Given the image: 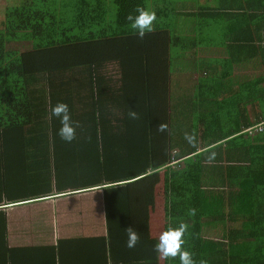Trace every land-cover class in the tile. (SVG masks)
Listing matches in <instances>:
<instances>
[{
  "label": "trees",
  "instance_id": "16d2710c",
  "mask_svg": "<svg viewBox=\"0 0 264 264\" xmlns=\"http://www.w3.org/2000/svg\"><path fill=\"white\" fill-rule=\"evenodd\" d=\"M160 2L6 0L0 20V88L23 86L25 107L0 93L8 105L6 111L0 105V264H63L59 257L74 251L64 246L71 240L10 247L7 239V207L59 195L70 184L69 175L64 186L60 179L64 172L55 156L60 146L69 157L80 148L75 174L80 189L102 190L106 236L79 240L82 264H160L162 254L154 247L158 239L149 226L160 184L162 232L187 225L181 247L192 253L195 264H264V43L254 44L264 35L248 26L239 44L224 45L227 57L208 66V76L198 84L200 96L173 122L172 63L179 60L188 68L212 34L223 29V18L207 14L212 10L184 14ZM245 3L255 9L253 0ZM259 3L264 9V0ZM137 8L156 13L152 30L143 37L127 19L137 15ZM188 17L192 24L183 27ZM16 43L28 47H9ZM253 51L260 73L245 76L243 92L219 102L225 89L217 87L219 79L235 67L256 69ZM58 102L68 105L79 125L71 142L60 138L59 118L51 115ZM229 115L243 118L233 130L230 120L221 118ZM185 133L195 136L194 143ZM27 147L36 149L30 164L16 163L15 150ZM128 227L139 234L132 248L126 246ZM92 241L105 245L107 257L90 253ZM162 259L180 264L179 255Z\"/></svg>",
  "mask_w": 264,
  "mask_h": 264
},
{
  "label": "crops",
  "instance_id": "0c3cea01",
  "mask_svg": "<svg viewBox=\"0 0 264 264\" xmlns=\"http://www.w3.org/2000/svg\"><path fill=\"white\" fill-rule=\"evenodd\" d=\"M163 7H167L169 5H173L175 10L180 11L182 13H198L200 11H203L204 13H207L208 11L212 10L210 13L207 14H213L218 15L223 18L221 20V23L223 24V29L215 31V33L212 34L210 37L211 43L203 50L198 51L197 55H195V61L188 63V69L191 71L190 73H184V75L179 76L175 79L174 88H176V93H174V96L171 95V101L174 99V102H176V105L179 108V111H183V116L185 115V109L187 106L192 108V100L197 96H200V91L198 88V84L200 83V79H205L208 75L207 68L209 65H214L215 63H222V60L227 57V54L225 51L227 50L224 45L234 43L233 45L239 44L238 38L242 36L243 34H246V31L251 27V29L254 31H258L259 35H264V9H261V4L259 3V0H253L255 2V9L249 10L248 6L245 3V0H162ZM169 3V4H167ZM164 9V8H163ZM186 22V21H185ZM192 19L188 17V21L186 24H182L183 27H186V25H191ZM188 28V26H187ZM207 27H205L206 29ZM239 28H242V31H239ZM248 28V29H247ZM214 32V31H211ZM261 42L264 43V37L255 40L254 44L256 46L261 45ZM233 52L238 53V51L232 50ZM252 63L251 65L255 66L249 68L247 71L238 70L236 67L232 68L228 71V74L224 78H220L219 82L217 83V87H224L225 89L219 94L218 101L221 102L223 100H228L230 98H233L235 95H237L239 92H243L244 85L246 84L245 76L248 77H254L258 73H260V69L256 66L258 65L257 57H254V51L252 52ZM203 60V61H202ZM200 61L204 62L202 65L201 70L199 69V66H201ZM200 64V65H199ZM196 66V69H195ZM197 76L193 78L192 74H196ZM207 75L205 77V75ZM201 75H203L201 77ZM204 77V78H203ZM171 79V77H170ZM208 80V79H207ZM171 82V88L170 91L173 88L172 80ZM214 80L211 81V84L214 85ZM249 110V119L253 123H257L255 121V112L251 106H248ZM191 114V112L189 113ZM257 114V113H256ZM180 117H183L181 114H179ZM231 116V115H229ZM229 116L221 118L225 120H230L228 122V129L233 130L234 127L232 125L235 122H240L243 120V118H239L238 116ZM202 129L199 127L198 135L200 137ZM200 146L202 145L201 141H199ZM35 148L27 147L25 149H16L15 150V157L14 160L16 163L21 162H27L30 164L31 160L33 159V155L35 154ZM80 148H77L74 153H71V155H74L73 158H71L67 154V150L62 149L60 146V149H57L55 151V156L59 158V166H62V170L64 172L63 175L60 176V179L63 180L62 184L63 186L67 184L69 181L68 176L70 178V184L67 185V188L63 190L59 195H54L50 197H46L43 199H33V200H22L18 203L14 204L13 206L7 207V239H8V245L10 247H24V246H38V245H54L58 240H71L73 241L71 244L67 243L66 249L74 250L72 252L66 250V254L59 257L63 264H82L80 262V255H81V249H80V239L81 238H97V237H105L106 236V225H105V215H104V209H103V197H102V190L101 187H94L92 189H80V175H75L79 172L78 165H80ZM74 164H76L74 166ZM75 170V171H74ZM73 172L71 174L70 172ZM75 176V179L73 177ZM42 178L38 176L37 174V180H41ZM73 181H75L73 183ZM85 187V186H82ZM159 187V185L156 187V189ZM159 189V188H158ZM91 193L93 194V197H97L96 200L98 201L100 205V213L99 215H96V218L98 219V223L96 226L99 225L98 229L96 226H92L91 224L87 227L84 226L83 223H81L80 220V209L83 211L82 206H80V198L82 196H91ZM162 194V193H161ZM157 197L156 193V201L154 209L150 213V233L152 230V220L155 215V213L159 212L161 215V221H162V229H163V223H164V214H163V201L162 197ZM92 197V198H93ZM91 198V199H92ZM91 199H85L86 201H90ZM158 199H161L162 201V208L161 211L156 210V205ZM44 203L50 204V209H52L53 212V206L54 205H62L63 203L67 206V212L65 215L64 208L59 209L56 216V229L59 231H56L53 234V237L51 240L47 241L46 243H30L25 244L21 243L19 244V238H17V233L20 231H23L24 229H17V226L19 225L18 216L20 213L23 215L28 214L29 209H31L34 206L41 205L43 206ZM45 206V205H44ZM48 210V211H49ZM95 209H93L94 211ZM86 216L90 215L88 210H84ZM88 214V215H87ZM53 216V217H54ZM27 217H30V215H27ZM53 221V219H52ZM156 222V223H155ZM154 222L155 227L156 225L159 226V220H156ZM102 226V227H101ZM20 227H23V225H20ZM28 227L30 226V223H28ZM51 229V232L54 231V227H49ZM19 230V231H18ZM68 231V235L62 234V231H64L66 234ZM152 236V234H151ZM154 238H157L155 236H152ZM158 239V238H157ZM159 240V239H158ZM93 245L92 251L94 253V256H100V259H102L103 256L107 257V251L103 249V245H100V243H94L92 241ZM95 242H98L96 240ZM70 244V245H68ZM65 249V248H64ZM100 254H99V253ZM82 257V256H81ZM162 255L159 258V263L163 264V259L161 258ZM83 259V257H82Z\"/></svg>",
  "mask_w": 264,
  "mask_h": 264
},
{
  "label": "rangeland",
  "instance_id": "374dc122",
  "mask_svg": "<svg viewBox=\"0 0 264 264\" xmlns=\"http://www.w3.org/2000/svg\"><path fill=\"white\" fill-rule=\"evenodd\" d=\"M163 1L161 0V2L159 3V5H162ZM6 5V0H0V20L3 19V11H4V7ZM10 48H16L18 50H24L28 47L27 43H16V44H10L9 46ZM186 65V64H185ZM184 65V63L182 64L179 60L174 61L172 63V69L170 72V77L173 83V88H174V84H175V79L179 76L184 75V73H190L191 71L186 68ZM193 65V64H191ZM193 78H195L197 76V72L196 74H192ZM5 92V99L7 102L11 103L12 101L15 102L17 101L18 104H21L22 108L25 107V98H24V87L21 85H3L0 88V93L1 92ZM176 88H174V90H171L172 95L174 96V93H176ZM11 98V99H10ZM1 101V96H0V105L6 107L3 108L4 111H6L8 105L3 104ZM171 106H172V119L173 122L178 121L179 119H182L183 117H180L179 114H181L183 116V111H179L178 106L176 105V102H174V99H172L171 101ZM10 109H12V106H10ZM2 110V111H3ZM162 177V174H160ZM159 188V189H158ZM156 189V193H157V197H160V194L162 193V185L160 184L159 187ZM91 196H82V198H80V206H82L83 211L80 209V220L81 223L84 224L85 227H87L88 225H92V226H96V224L98 223V219L96 218V215H99L100 213V205L98 203V201L96 200L97 197H93L95 193H91ZM93 197V198H92ZM92 198V199H91ZM85 199H91L89 202L86 201ZM159 201H157V205H156V210L157 211H161L162 208V201L161 199H158ZM45 205V206H44ZM43 206L41 205H37L32 207L31 209H29L28 214L23 215L22 213L19 214L18 216V221L19 225L17 226V229H24L23 231H19L17 233V238H19V244L23 243H46L47 241L51 240L53 237V234L56 231H59L56 229V215L59 209L64 208V212L66 215L67 212V206L66 204H62V205H54L53 206V212L52 209H50V204L48 203H44ZM93 209H95L93 211ZM49 210V211H48ZM84 210H88L89 214L88 216H86ZM27 215H30V217H27ZM54 216V217H53ZM53 219V221H52ZM156 220H159V226L156 225L154 222ZM28 223H30L31 227H28ZM54 227V231L51 232V229L49 228L51 226ZM156 223V222H155ZM20 225H23V227H20ZM97 229L99 227L96 226ZM102 227V226H101ZM66 231V230H65ZM67 234L62 231V234L64 235H68V231H66ZM162 233V221H161V215L159 214V212L155 213L153 220H152V230H151V234L152 236H155L159 239L160 234ZM162 258V257H161Z\"/></svg>",
  "mask_w": 264,
  "mask_h": 264
},
{
  "label": "clouds",
  "instance_id": "9594fccd",
  "mask_svg": "<svg viewBox=\"0 0 264 264\" xmlns=\"http://www.w3.org/2000/svg\"><path fill=\"white\" fill-rule=\"evenodd\" d=\"M136 12L137 15L135 17L129 14L127 19L131 21V27L136 30V34L139 37H143L146 31L152 30V22L156 19V13L141 8H137ZM51 115L59 118L61 126L58 130V135L60 138L65 142H71L75 138L76 128L79 125L78 122L71 119L68 105L63 102H58L52 106ZM128 115L133 119L137 118V113L134 111H129ZM163 128L164 125H161L160 130H163ZM185 139L189 143H194L195 136L185 133ZM190 211L194 214L195 210L193 209ZM186 230L187 225L183 223H181L179 227L169 226L160 234L158 243L154 245L155 250L161 253L165 258L179 255L180 264H195L192 253L181 247L184 244L182 237ZM125 231L127 233L126 246L128 248L135 247L139 240L138 232L133 227H128ZM200 264H207V261L201 260Z\"/></svg>",
  "mask_w": 264,
  "mask_h": 264
}]
</instances>
